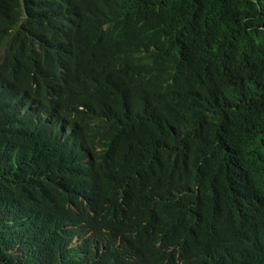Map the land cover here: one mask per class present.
Masks as SVG:
<instances>
[{"label":"trees","instance_id":"1","mask_svg":"<svg viewBox=\"0 0 264 264\" xmlns=\"http://www.w3.org/2000/svg\"><path fill=\"white\" fill-rule=\"evenodd\" d=\"M0 264H264V0H0Z\"/></svg>","mask_w":264,"mask_h":264},{"label":"rangeland","instance_id":"2","mask_svg":"<svg viewBox=\"0 0 264 264\" xmlns=\"http://www.w3.org/2000/svg\"><path fill=\"white\" fill-rule=\"evenodd\" d=\"M6 54V51L4 49H0V61L2 59V57H4Z\"/></svg>","mask_w":264,"mask_h":264}]
</instances>
